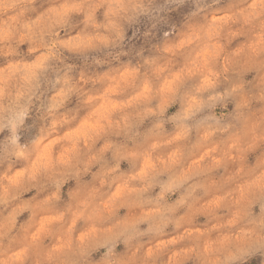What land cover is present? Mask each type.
I'll list each match as a JSON object with an SVG mask.
<instances>
[{"label":"clouds","instance_id":"obj_1","mask_svg":"<svg viewBox=\"0 0 264 264\" xmlns=\"http://www.w3.org/2000/svg\"><path fill=\"white\" fill-rule=\"evenodd\" d=\"M0 264H264V0H0Z\"/></svg>","mask_w":264,"mask_h":264}]
</instances>
